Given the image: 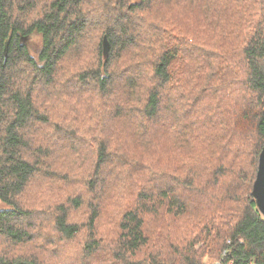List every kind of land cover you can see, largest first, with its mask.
Returning <instances> with one entry per match:
<instances>
[{"label":"trees","instance_id":"obj_1","mask_svg":"<svg viewBox=\"0 0 264 264\" xmlns=\"http://www.w3.org/2000/svg\"><path fill=\"white\" fill-rule=\"evenodd\" d=\"M180 1L160 18L147 12ZM32 33L37 57L24 42ZM263 146L264 0H0V237L10 242L0 264H57L46 252L62 251L47 233L19 253L32 224L45 229L31 183L61 186L52 223L63 238L88 229L63 264H90L106 247L111 264H264L252 193ZM70 151L60 168L51 153ZM241 176L244 196L227 185ZM102 191L123 203L114 245L95 227ZM189 205L206 209L207 228ZM160 207L191 228L151 239L145 220Z\"/></svg>","mask_w":264,"mask_h":264},{"label":"rangeland","instance_id":"obj_2","mask_svg":"<svg viewBox=\"0 0 264 264\" xmlns=\"http://www.w3.org/2000/svg\"><path fill=\"white\" fill-rule=\"evenodd\" d=\"M182 1L185 2V0H182ZM181 3L183 2L181 1L179 3L171 2L168 6L163 5V8L165 9V11L161 6L160 8H156L152 11H147V12L153 17L156 16L157 18H160L161 16L166 15V13L170 11L171 9L177 8V6L181 5ZM199 9L201 10V14L203 13L213 14V11L209 10L210 8L207 5L206 6L199 5ZM41 39H42L41 34L39 33H32L24 38V42L27 44L31 54L36 57L38 56L39 49L42 45ZM62 113L63 112H61L59 109H54L53 111L54 115L52 116V118L55 120V118H59L62 115ZM128 135H129V138L132 137V134L129 131H128ZM41 137L42 136L39 135L37 139ZM175 139H179V138H172V140H175ZM167 140L169 139H163L161 141H167ZM73 152L74 151H72V153ZM64 153L66 155L62 154L61 156L59 153L58 154L51 153V155L56 158L55 161H57V164L59 165L60 168L64 167L65 165L62 163H66L60 158L63 156H67V155L71 157V154H72L71 151L67 153L64 152ZM164 162L167 165L169 164L168 160H164ZM81 163L83 164V167L82 166L79 167L78 169L79 172L87 168L85 167L86 160L83 161L82 159ZM67 167L69 168V165H66V167L64 168H67ZM155 168L158 170H161L165 167H163V163L161 161L159 168L158 167H155ZM239 169L240 167L238 166V171ZM78 171L77 173H79ZM245 175H247V173ZM225 180H224V185H225ZM231 181L233 180L231 179ZM227 185H232L233 187H235L234 192H237L238 194H242V196H244V194L246 193L247 181L246 179H243L242 176L240 177V181L239 182L237 181L236 184L229 183ZM31 186L33 187V193L34 195H36V199H38L37 207L42 209L43 212L45 213L44 216L46 218V222L43 224V221H41V226H44L45 229H43L42 227L38 228L36 224H32L30 229L35 233V240L31 242L29 246L24 247V249L20 248L19 253L22 254L26 249L35 250V248H37L41 243L45 242L47 238L46 234L50 233L53 236V238L56 239V245H57L58 250H62V251L61 252H54L52 250L47 251L46 256H45L47 259L52 257V255H54L55 262L57 264H63V263H68L70 261L71 254L79 257L76 251L80 250V243L82 240V235L86 233L88 234V229L84 228V231L82 232V234L77 235L73 239H65L56 231L52 223V205L54 206L55 203L58 201L56 195L57 193H61L62 191L61 186L59 184H53L51 187H49L48 183L47 185L43 187H36L34 183L33 184L31 183ZM67 188H68V185L66 184V190ZM227 192H230V191L227 190ZM83 194L86 197H88L86 195L87 194L86 191ZM118 199L119 198L117 197V195H115L113 192H109L106 195L104 191L101 192L102 202L99 201V205L101 206L100 216H99L100 218L99 220L96 221L95 227L97 228L98 236L101 237L106 243L110 242L111 244H113L115 237H117L119 233V228H118L119 221L117 222V219L119 217V209H120L119 206L122 207L123 203H120L118 205ZM6 206L7 205L5 203L0 201V208H4ZM44 208H47V210H45ZM187 210L189 211L186 214L191 215V218L195 220L196 225L198 224L199 226L204 227V228H207V226L210 225L209 223L205 221V219H207L206 209H202V207L199 205L197 207H192L191 205H189L187 206ZM156 211L157 213L148 215L145 220L147 233L150 234L151 239L155 238L157 234H160L161 230L167 231V233L170 235L173 234L174 238H180V235L183 233L184 229L191 228V225H188L187 221L178 222L175 219H173V218H177L176 216L172 217L170 215L164 214L163 207L156 209ZM36 212L40 216L43 215V214H40L39 211H36ZM90 212L91 210L88 208V206L87 205L84 206L82 208V211L76 215V220L85 221L86 218L89 216ZM34 219L36 218L34 217ZM169 219H173V220L171 221ZM184 224L187 225L186 228L182 226ZM9 246H10V242L5 238L0 237V249L4 250V249H7ZM202 246H204V242H198L195 244V247L197 249H200ZM14 251H17V250L15 249ZM142 252L145 253L146 250H142ZM62 254H68V257L63 259ZM135 257H137V259L140 260L142 258V253L137 254ZM108 258H109V251H108V247H106L100 250L96 255H94L90 259V264H111ZM214 261H217L216 257L210 256V255H206L203 257V262L207 264H212L214 263ZM133 264H134V261H133Z\"/></svg>","mask_w":264,"mask_h":264},{"label":"water","instance_id":"obj_3","mask_svg":"<svg viewBox=\"0 0 264 264\" xmlns=\"http://www.w3.org/2000/svg\"><path fill=\"white\" fill-rule=\"evenodd\" d=\"M110 42L107 35L103 38V53L107 57L109 54ZM253 196L256 199L259 211L264 215V146L259 156V166L253 184Z\"/></svg>","mask_w":264,"mask_h":264},{"label":"built area","instance_id":"obj_4","mask_svg":"<svg viewBox=\"0 0 264 264\" xmlns=\"http://www.w3.org/2000/svg\"><path fill=\"white\" fill-rule=\"evenodd\" d=\"M252 264H255V263H252Z\"/></svg>","mask_w":264,"mask_h":264}]
</instances>
